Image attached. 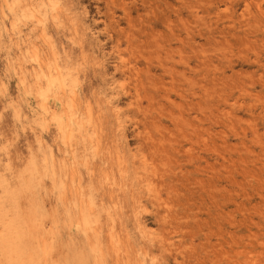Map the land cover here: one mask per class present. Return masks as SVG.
Returning <instances> with one entry per match:
<instances>
[{"label": "rangeland", "instance_id": "rangeland-1", "mask_svg": "<svg viewBox=\"0 0 264 264\" xmlns=\"http://www.w3.org/2000/svg\"><path fill=\"white\" fill-rule=\"evenodd\" d=\"M0 264H264V0H0Z\"/></svg>", "mask_w": 264, "mask_h": 264}, {"label": "bare ground", "instance_id": "bare-ground-1", "mask_svg": "<svg viewBox=\"0 0 264 264\" xmlns=\"http://www.w3.org/2000/svg\"><path fill=\"white\" fill-rule=\"evenodd\" d=\"M43 39V38H42ZM76 94V93H75ZM75 96V95H74ZM75 98V97H74ZM73 105H74V103H73ZM88 114V113H87ZM69 120V119H68ZM70 123V122H69ZM63 124V123H62ZM65 124V123H64ZM69 126H67V128H68ZM78 127V126H77ZM82 127V126H81ZM80 131V130H79ZM65 133H66V131H64ZM69 138V137H68ZM96 141V140H95ZM111 142V141H110Z\"/></svg>", "mask_w": 264, "mask_h": 264}]
</instances>
